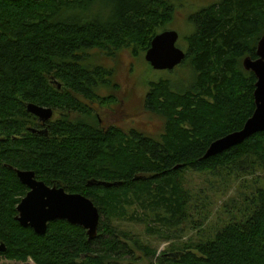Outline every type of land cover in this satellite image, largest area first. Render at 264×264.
Here are the masks:
<instances>
[{
    "label": "trees",
    "instance_id": "trees-1",
    "mask_svg": "<svg viewBox=\"0 0 264 264\" xmlns=\"http://www.w3.org/2000/svg\"><path fill=\"white\" fill-rule=\"evenodd\" d=\"M97 2L0 0V242L6 246L0 256L10 261L4 264H122L133 257L127 240L155 264H264V174L247 178L264 173V131L204 157L211 142L240 130L254 111L256 78L241 64L256 58L264 0H216L188 16L194 32L178 67L191 72L189 85L161 79L144 98V109L165 119L158 138L104 129L86 102L102 100L99 92L110 87L113 70L99 59L130 47L134 55L146 52L180 0H115L113 9L105 5L108 16L92 15ZM27 103L63 113L40 135L29 130L39 125ZM15 170L89 198L100 213L97 237L89 240L84 228L64 220L49 223L43 235L22 227L16 208L28 189ZM187 172L205 173L207 182L238 181L237 195L249 189L244 207L227 209L230 199L228 221L211 237L171 254L156 255L115 224H142L169 239L199 208L184 186Z\"/></svg>",
    "mask_w": 264,
    "mask_h": 264
},
{
    "label": "rangeland",
    "instance_id": "rangeland-1",
    "mask_svg": "<svg viewBox=\"0 0 264 264\" xmlns=\"http://www.w3.org/2000/svg\"><path fill=\"white\" fill-rule=\"evenodd\" d=\"M214 2L216 0H180L177 3L173 18L165 24L163 29L174 30L178 33L179 38L176 45L180 49L187 51L186 37L194 32L193 26L188 22V16ZM107 3L112 9L114 8L115 0H98L92 15L104 13ZM104 16H108L107 11ZM132 50L131 47L125 48L116 51L112 57L102 56L99 59L102 64L113 70V74L110 87L99 92L102 100L91 101L96 107L93 109L92 116L97 120L98 117L102 120L104 129L110 126L119 127L124 131L137 129L146 135L158 138L164 131L165 119L144 109V98L152 89L150 83L169 79L172 83L179 84V80H182L188 86L191 80V72L186 66H177L171 71L154 70L145 61V52L137 49L138 54L134 55ZM241 67L243 68L242 64ZM61 113L63 112L57 110L52 120L58 119ZM69 116L74 119L76 114L70 113ZM263 174L261 171H257L254 176L247 178L250 180L255 176L260 175L262 177ZM184 177V186L192 192L193 204L199 208L191 211L189 220L180 226V230L176 229L178 231L175 232L173 229L169 233V239L148 233L146 226L142 224L123 221H117L115 224L120 230L129 233L130 238L138 239L152 250H156V255L160 253L171 254L179 251L185 243L192 244L211 237L216 229L228 221L224 204L230 199L233 198L234 202H231V206L227 209L237 207L234 212H238L240 208L244 207L242 204L243 196L248 193L249 189H242L244 194L242 196L237 195V189L240 187L238 181L228 180V183H225L219 178H211L210 182H207V174L196 172H187ZM201 191L203 192L201 193ZM204 206L206 207L204 208ZM200 221L203 222L202 225L195 228L196 223ZM154 224L151 222V226ZM127 243L133 250V257L128 258L129 260L126 258L122 264L156 263V258L149 257L143 251L135 248L131 240H127ZM4 263H10V261L0 256V264Z\"/></svg>",
    "mask_w": 264,
    "mask_h": 264
},
{
    "label": "water",
    "instance_id": "water-1",
    "mask_svg": "<svg viewBox=\"0 0 264 264\" xmlns=\"http://www.w3.org/2000/svg\"><path fill=\"white\" fill-rule=\"evenodd\" d=\"M15 1V0H11ZM179 35L174 30H164L156 34L145 52V61L154 70H173L179 66L186 57V52L176 43ZM245 71L252 72L256 78L253 92L254 111L240 130L231 132L211 142L205 158L218 155L247 138L264 131V34L258 41L256 58L245 57L242 61ZM57 88H60V84ZM26 111L35 116L41 123L46 124L53 117V110L34 103L26 104ZM40 135L47 134V129H29ZM20 182L28 188V192L17 205L16 221L22 227L31 228L36 234L46 233L48 224L56 220L67 221L85 229L89 240L98 235L100 213L94 203L86 196L78 193H68L62 187L48 186L36 179L31 170H15ZM102 185L110 187L115 184L104 181H91L89 185ZM6 251V246L0 242V253Z\"/></svg>",
    "mask_w": 264,
    "mask_h": 264
},
{
    "label": "flooded vegetation",
    "instance_id": "flooded-vegetation-1",
    "mask_svg": "<svg viewBox=\"0 0 264 264\" xmlns=\"http://www.w3.org/2000/svg\"><path fill=\"white\" fill-rule=\"evenodd\" d=\"M57 87V86H56ZM61 88V87H60ZM60 88H58V89H60ZM86 104L88 105V107L89 108H91L92 110L94 109V108H96L95 107V105L93 104V102H86ZM93 104V105H92ZM57 111L56 110H53V117H54V115H55V113H56ZM53 117L51 118V120L53 119ZM50 120V121H51ZM98 122H99V124L103 127V123H102V120L101 119H99V117H98ZM47 124V123H46ZM46 124H43V123H41L39 120H38V125H39V128H36V130H42V129H45L44 127H45V125ZM105 128H108V127H105ZM40 181V180H39ZM49 186V185H48ZM28 189V188H27ZM28 192V191H27Z\"/></svg>",
    "mask_w": 264,
    "mask_h": 264
}]
</instances>
